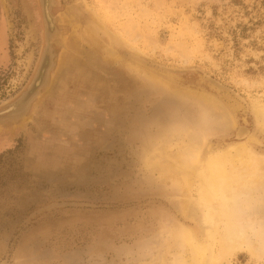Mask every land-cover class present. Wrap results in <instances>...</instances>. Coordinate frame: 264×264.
<instances>
[{
    "label": "rangeland",
    "instance_id": "obj_1",
    "mask_svg": "<svg viewBox=\"0 0 264 264\" xmlns=\"http://www.w3.org/2000/svg\"><path fill=\"white\" fill-rule=\"evenodd\" d=\"M51 13L49 84L0 128V264L189 263L183 233L216 238L194 146L201 161L239 145L264 159V0H54ZM43 46L39 0H0V111ZM262 208L246 218L252 254L222 264H264Z\"/></svg>",
    "mask_w": 264,
    "mask_h": 264
},
{
    "label": "bare ground",
    "instance_id": "obj_2",
    "mask_svg": "<svg viewBox=\"0 0 264 264\" xmlns=\"http://www.w3.org/2000/svg\"><path fill=\"white\" fill-rule=\"evenodd\" d=\"M44 1L48 3V0ZM47 35L50 40L56 38L57 31L51 27V24ZM50 61V54L46 53L44 70L39 75L36 86H41L44 82L43 76L45 70L49 68ZM25 100L20 101L21 103L19 102L14 108L15 115L21 113ZM260 111L264 112L263 109ZM245 133L241 129L239 135L244 136ZM192 153L194 155L185 159L186 166L192 174L194 166L202 162L203 168L195 174L199 181L198 205L203 210L205 221L216 229V238L211 235L210 231H207L208 241L199 246L193 241L192 235L183 233L185 245L191 249L193 256L187 264H222L223 258L242 249L251 251L252 254L250 243L253 228L252 222L250 223L246 218L249 216L250 209L258 210L264 204V159L243 145L233 148L232 151L222 150L208 156L203 161L199 158V144L194 146Z\"/></svg>",
    "mask_w": 264,
    "mask_h": 264
},
{
    "label": "water",
    "instance_id": "obj_3",
    "mask_svg": "<svg viewBox=\"0 0 264 264\" xmlns=\"http://www.w3.org/2000/svg\"><path fill=\"white\" fill-rule=\"evenodd\" d=\"M39 4L41 6L42 16H43V20H44V35H45V47L43 49V53H42V56L40 59L39 67L36 71V74H35L33 80H32V83L27 88V91L24 92L16 101H14L12 104H10L7 107V110H5L4 112H1V114L2 115L4 114V116H3V118L0 119V125H3L7 122L15 123L19 119H24V116L28 112L32 102L37 97H39L40 90L46 86L47 80L49 77V71L53 68L54 54H53V49H52V43L54 42V40H50L49 36L47 35V31L50 29V24H51V27H53L57 31V29L54 25L55 19L51 14V10L54 6V0H48V3H45L44 0H39ZM46 53L50 54V57H51L49 68H48V70H45V74L43 76L44 82L41 84V86H39V85L36 86V83L38 82L37 79H39V75L44 70V57H45ZM30 93H33V94H30ZM23 100H25V104L21 110V113L19 115H15L13 113L14 108L19 104L20 101L22 102Z\"/></svg>",
    "mask_w": 264,
    "mask_h": 264
},
{
    "label": "flooded vegetation",
    "instance_id": "obj_4",
    "mask_svg": "<svg viewBox=\"0 0 264 264\" xmlns=\"http://www.w3.org/2000/svg\"><path fill=\"white\" fill-rule=\"evenodd\" d=\"M52 14V13H51ZM41 15H42V11H41ZM52 16L54 17V15L52 14ZM54 19H55V17H54ZM42 22H43V39H44V46H43V49H44V47H45V35H44V20H43V16H42ZM43 49H42V52H41V55H40V58H39V62H38V65H37V67H36V70H35V72H34V74H33V77H32V79H31V81H30V83H29V85L32 83V80H33V78H34V76H35V74H36V71H37V69H38V67H39V63H40V59H41V56H42V53H43ZM52 49H53V54H54V58H53V68L51 69V70H53L54 68H55V56H56V54H55V50H54V47H53V44H52ZM51 70L49 71V77H48V80H47V84H46V86L45 87H43V88H46L47 86H48V84H49V81H50V72H51ZM29 85L27 86V88L29 87ZM27 88L25 89V91L24 92H26L27 91ZM42 88V89H43ZM41 91V90H40ZM24 92H22V94L24 93ZM21 94V95H22ZM41 94V93H40ZM20 95V96H21ZM18 99V98H17ZM16 99V100H17ZM15 100V101H16ZM14 102V101H13ZM12 102V103H13ZM11 103V104H12ZM33 103V102H32ZM10 105V104H9ZM8 105V106H9ZM7 106V107H8ZM7 107L4 109V110H2V111H0V119L1 118H3V116H4V114L2 115L1 114V112H4L5 110H7ZM25 117H27V113L25 114V116H24V118ZM19 123V122H18ZM14 124H11V123H9V122H7V123H5V124H3V125H0V128H2V129H7L8 127H11V126H13Z\"/></svg>",
    "mask_w": 264,
    "mask_h": 264
}]
</instances>
